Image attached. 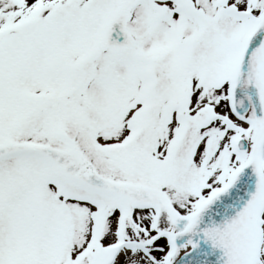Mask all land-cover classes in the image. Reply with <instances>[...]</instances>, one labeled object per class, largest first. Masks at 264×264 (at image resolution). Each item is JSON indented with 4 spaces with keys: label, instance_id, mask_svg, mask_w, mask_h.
<instances>
[{
    "label": "snow or ice",
    "instance_id": "snow-or-ice-1",
    "mask_svg": "<svg viewBox=\"0 0 264 264\" xmlns=\"http://www.w3.org/2000/svg\"><path fill=\"white\" fill-rule=\"evenodd\" d=\"M0 264H264V0H0Z\"/></svg>",
    "mask_w": 264,
    "mask_h": 264
}]
</instances>
